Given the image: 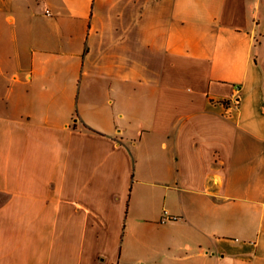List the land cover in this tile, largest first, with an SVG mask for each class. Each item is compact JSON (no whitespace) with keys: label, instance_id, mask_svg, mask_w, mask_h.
I'll return each mask as SVG.
<instances>
[{"label":"crops","instance_id":"0c3cea01","mask_svg":"<svg viewBox=\"0 0 264 264\" xmlns=\"http://www.w3.org/2000/svg\"><path fill=\"white\" fill-rule=\"evenodd\" d=\"M0 264H264V0H0Z\"/></svg>","mask_w":264,"mask_h":264},{"label":"built area","instance_id":"2783aa9c","mask_svg":"<svg viewBox=\"0 0 264 264\" xmlns=\"http://www.w3.org/2000/svg\"><path fill=\"white\" fill-rule=\"evenodd\" d=\"M233 105H234V106H237V105H238V101H235V102L233 103Z\"/></svg>","mask_w":264,"mask_h":264}]
</instances>
